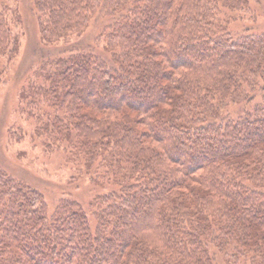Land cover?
<instances>
[{
    "label": "trees",
    "instance_id": "16d2710c",
    "mask_svg": "<svg viewBox=\"0 0 264 264\" xmlns=\"http://www.w3.org/2000/svg\"><path fill=\"white\" fill-rule=\"evenodd\" d=\"M30 4L41 45L106 20L102 52L67 44L23 94L105 191L50 210L0 166V264H264V32L230 28L249 0ZM18 48L0 10V57Z\"/></svg>",
    "mask_w": 264,
    "mask_h": 264
},
{
    "label": "rangeland",
    "instance_id": "374dc122",
    "mask_svg": "<svg viewBox=\"0 0 264 264\" xmlns=\"http://www.w3.org/2000/svg\"><path fill=\"white\" fill-rule=\"evenodd\" d=\"M0 10L8 16L13 31L19 36L17 54L11 59L0 57V166L38 189L50 210L61 195L87 204L94 194L104 192L105 188L90 183L82 164L69 160L61 147L45 148L44 137L35 134V123L25 108L23 94L37 63L45 56L68 49L67 44L102 52L101 43L94 41L106 20L98 14L82 33L41 45L30 0H0ZM245 11L242 16L235 13L237 20L230 23V28L264 32V0H249ZM38 107L42 112L50 111L46 105Z\"/></svg>",
    "mask_w": 264,
    "mask_h": 264
}]
</instances>
